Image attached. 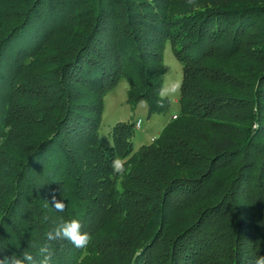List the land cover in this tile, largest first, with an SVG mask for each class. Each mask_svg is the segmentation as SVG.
Segmentation results:
<instances>
[{
	"label": "trees",
	"instance_id": "trees-1",
	"mask_svg": "<svg viewBox=\"0 0 264 264\" xmlns=\"http://www.w3.org/2000/svg\"><path fill=\"white\" fill-rule=\"evenodd\" d=\"M67 28L72 43L59 47ZM166 42L182 66L179 113L136 151L133 124L118 123L106 148L103 98L121 80L132 109L168 111L156 103ZM3 139L0 258L35 254L48 230L78 219L91 243L54 242L52 264H89L95 249L96 264H254L264 255V0H0Z\"/></svg>",
	"mask_w": 264,
	"mask_h": 264
},
{
	"label": "rangeland",
	"instance_id": "rangeland-1",
	"mask_svg": "<svg viewBox=\"0 0 264 264\" xmlns=\"http://www.w3.org/2000/svg\"><path fill=\"white\" fill-rule=\"evenodd\" d=\"M196 2L198 3V0ZM72 31V29L67 28V30L58 36V41L56 42H58L59 47L61 43H63L65 47L72 43L69 40L73 37ZM55 49V44H52V46L47 49L48 52H46L47 54H53ZM169 80H178L181 82L182 66L175 59L170 44L166 42L163 50V83ZM127 90L128 83L125 80H121L119 84L112 90L108 91L103 98V112L98 135L106 148L112 147L111 130L112 127L118 123L133 124L134 133L130 141L133 150L136 151L139 147L148 145L152 140L156 139L164 126L171 120L172 116L179 113V93L168 100L169 108L166 114L151 115L148 117L146 103H139L134 109L126 103ZM137 121L143 122L139 129L135 127ZM0 146L1 148L7 149L6 147L8 145L5 146V141L3 139L0 141ZM112 225L113 223H110L109 221L105 226V230L106 228L113 229ZM93 253L89 264H96L97 261L101 259L104 260L101 256L99 258V253H97L96 249Z\"/></svg>",
	"mask_w": 264,
	"mask_h": 264
},
{
	"label": "clouds",
	"instance_id": "clouds-1",
	"mask_svg": "<svg viewBox=\"0 0 264 264\" xmlns=\"http://www.w3.org/2000/svg\"><path fill=\"white\" fill-rule=\"evenodd\" d=\"M189 5H196V0H186ZM182 83L178 80L165 81L159 88L156 89V103L158 107L164 106V101L169 100L172 96L178 94L181 90ZM143 103V102H142ZM138 123H143L142 121ZM8 129H6L7 131ZM126 160L116 157L111 162L113 174L119 177L120 180L126 174ZM117 190H120V183L117 180ZM60 196V189L58 190ZM48 202L57 211H63L66 207L65 202L58 198L57 192H53L51 199ZM48 217L45 216L44 220L47 221ZM83 225L78 219H71L63 221L45 233L44 242L37 248L35 254L30 251H22L19 255L12 253L10 256H3L0 258V264H52L55 255L54 242L68 241L78 249H87L92 241L91 235L82 231ZM36 247V245H30ZM87 253L85 252V255ZM81 260L83 257L80 258ZM79 264V261H78ZM254 264H264V255L258 256Z\"/></svg>",
	"mask_w": 264,
	"mask_h": 264
},
{
	"label": "built area",
	"instance_id": "built-area-1",
	"mask_svg": "<svg viewBox=\"0 0 264 264\" xmlns=\"http://www.w3.org/2000/svg\"><path fill=\"white\" fill-rule=\"evenodd\" d=\"M172 118L175 119V116H173ZM138 122H140V121H137V122L135 123V127H136L137 129H139L140 126H141V123H138Z\"/></svg>",
	"mask_w": 264,
	"mask_h": 264
},
{
	"label": "crops",
	"instance_id": "crops-1",
	"mask_svg": "<svg viewBox=\"0 0 264 264\" xmlns=\"http://www.w3.org/2000/svg\"><path fill=\"white\" fill-rule=\"evenodd\" d=\"M173 117V116H172Z\"/></svg>",
	"mask_w": 264,
	"mask_h": 264
}]
</instances>
